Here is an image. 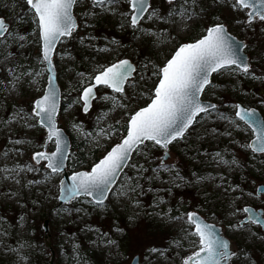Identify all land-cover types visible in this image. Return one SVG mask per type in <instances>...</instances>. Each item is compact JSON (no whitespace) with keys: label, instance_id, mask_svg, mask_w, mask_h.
Here are the masks:
<instances>
[{"label":"rangeland","instance_id":"1","mask_svg":"<svg viewBox=\"0 0 264 264\" xmlns=\"http://www.w3.org/2000/svg\"><path fill=\"white\" fill-rule=\"evenodd\" d=\"M231 2L203 0L204 12L186 22L177 18L174 25L142 21V27L149 31L167 33L160 38L142 35L128 26L119 14L128 13L123 0L117 12L92 9L91 0H83L74 7L78 27L70 38L61 39L53 57L63 96L57 124L67 133L71 144L66 165L69 174L90 170L120 142L130 110H138L151 101L158 81L152 72L181 43L201 37L206 27L223 23L232 35L244 41L248 62L258 69L250 66L248 74L239 70L213 73L211 86L205 88L201 99L214 103L217 109L210 116L197 117L190 134L171 143L166 156L152 142H146L144 155L132 154L130 162L147 169L139 177L143 192L134 199L115 194L128 176L137 177L134 169L126 167L103 206H95L89 197H79L56 207L63 172L50 175L42 166L45 161L36 164L31 159L34 152L43 150L45 129L38 124L31 128L22 126V122L6 123L19 110L30 115L34 99L43 94L36 89L46 85L36 24L26 0H0V17L9 23L11 32L6 38L7 47L0 44V233H4L0 235V264H47L50 250L44 244L42 230L46 218L53 264H130L134 256L139 257L138 264H181L182 258L193 251L192 245L181 239L183 229L189 228L188 212L198 213L222 228L238 253L234 264H264L261 226L248 222L243 228L232 227L246 217L243 211L233 215L236 209H261L264 217V194L256 195V188L264 184V154H255L247 147L253 133L235 117L234 108L235 104L254 107L264 119V24L246 26L245 11H234ZM151 4L162 10L168 7L165 0H151ZM89 10L92 14H88ZM18 35L25 40L14 39ZM112 40L117 43H111ZM101 48L108 51H97ZM9 53L10 57L5 59ZM119 59H130L136 64L137 80L140 75L145 77L135 90L128 89L135 97L129 108L111 110V102L99 97L116 94L101 87L91 109L82 112L79 73L91 78L96 70ZM36 72L41 75H28ZM101 114L106 115L98 124ZM220 114L232 119L233 124L221 119ZM110 125L118 129L111 132L110 138L98 135L100 128L108 129ZM17 139L23 143L15 144ZM54 148V141H49L46 151L52 152ZM216 153L221 154L222 161ZM161 159L168 166L175 165L179 177L165 171L159 179H153L152 169L157 168ZM28 167L38 170L27 171ZM5 169H15L19 175L12 172L14 178L5 179L10 175ZM176 240L183 246L177 247L173 243ZM152 248L164 254L152 253Z\"/></svg>","mask_w":264,"mask_h":264},{"label":"snow or ice","instance_id":"2","mask_svg":"<svg viewBox=\"0 0 264 264\" xmlns=\"http://www.w3.org/2000/svg\"><path fill=\"white\" fill-rule=\"evenodd\" d=\"M82 2L83 0H26V5L32 12L33 22L36 24L38 40L42 42L41 62L47 66L49 72L53 68V61L49 54L62 38H70L77 29L73 8ZM215 2L218 3L219 0H215ZM120 3L121 0H91V7L92 9L99 7L106 12H117ZM123 3L127 5L128 13L120 12L119 14L123 20L128 21V26L142 35L157 36V38L167 35V33L149 31L142 27V21L147 19L153 23L162 22L165 25H174L177 23V18L186 22L205 11L203 0H166L168 5L166 10L155 7L149 0H123ZM230 7L234 11H245L244 23L246 26L251 27L257 22L264 24V0H232ZM88 14H92L91 10ZM237 22L239 23V21ZM121 27H124V24H121ZM8 36H11L10 29L5 21L0 19V44H3L5 48ZM14 39L24 41L25 37L18 35ZM111 43L116 44L117 41L112 40ZM243 47L220 22L206 27L205 33L195 42L181 43L171 58L152 72V75L158 79V83L152 90L151 102L145 107H139L138 110H130L126 136L121 142L112 146L103 158L91 167L90 171L75 172L71 176V185L63 189L61 198L71 200L79 197H91L95 206H103L104 200L113 191L118 174L125 167L134 169L137 177L128 176L115 194L117 197L131 200L142 193L143 188L139 177L147 169L137 163H131L132 154L144 155V149L147 148L146 142H152L153 145L167 150L171 143L183 140L190 134L189 130L194 128L197 117L201 114L210 116L217 109V105L205 104L201 100L205 88L211 86L210 76L213 73L231 70H239L248 74L250 71L249 62L240 54ZM97 51L105 52L108 49L101 48ZM10 55L9 53L5 56V59H8ZM144 68L147 69L148 65L145 64ZM136 73L137 68L128 59H119L96 70V74L91 78H85L84 73H79L81 80L78 83L81 85L82 92L80 99L83 100L84 112L87 113L91 101L97 99L94 89H97L98 86L110 89L113 94H116L99 97L101 100L111 102V110H115L117 107L128 109L135 99L129 94L128 89L135 90L139 85V80L145 79L143 75H140L137 80L134 75ZM28 75L39 77L41 73H28ZM36 91H42L43 94L34 99L30 115L19 110L6 123L22 122V126L31 128H35L38 124L47 129V140L54 141L55 151H37L33 153L31 159L36 164L45 161L46 163L42 166L49 171L50 175H55L64 170L65 161L69 159V155L64 133L57 126L58 91L53 83V77L49 75L47 87L37 88ZM234 108L235 117L243 121L255 134V139L247 147L254 153H264V120L258 117L255 109L245 108L241 104H235ZM104 115L106 114L97 117L98 124ZM220 118L226 120L230 125L233 124L232 119L223 114H220ZM117 123L119 122L117 121ZM73 127L80 131L77 125H73ZM235 127L238 129L239 125L237 124ZM117 130L114 125H110L108 129L100 128L98 135L110 138L111 132ZM228 134L231 135L230 132ZM14 143L20 144L23 141L17 139ZM216 156L221 157V161L223 160L220 153H216ZM232 163H236V161L233 160ZM23 170L20 169V171ZM37 170L34 167L27 168V171ZM4 171H8L10 174L5 179L14 178L11 177V173L16 172L15 169H5ZM152 171L155 174L153 179H159L160 174L165 171L179 177V173L175 172V165L168 166L163 159ZM16 175L18 176L19 172H16ZM15 182L19 183V180L16 179ZM260 194L261 190L256 189V195ZM159 202L163 203L162 200ZM76 210L80 211V209ZM239 211H243L247 217L232 227L243 228L244 224L248 222L264 227V217L258 216L252 208L236 209L232 214L236 215ZM180 218L176 217V219ZM186 223L189 228L183 229L184 235L181 239L187 240L192 245L193 251L190 255L182 258L181 264H234V258H239L229 240L221 235L220 230L214 224L205 222L195 212L186 214ZM3 234L0 233V235ZM173 243L177 247L183 246L180 240ZM10 250L17 251L16 249ZM150 252L158 253L159 249L152 248ZM159 254L163 255L164 253L159 252Z\"/></svg>","mask_w":264,"mask_h":264},{"label":"water","instance_id":"3","mask_svg":"<svg viewBox=\"0 0 264 264\" xmlns=\"http://www.w3.org/2000/svg\"><path fill=\"white\" fill-rule=\"evenodd\" d=\"M74 15V14H73ZM75 18V17H74ZM0 19H3L4 21H5V19L4 18H2V17H0ZM5 24L9 27V23L8 22H6L5 21ZM227 29V28H226ZM228 31V30H227ZM229 33V32H228ZM230 34V33H229ZM231 36H233L232 34H230ZM234 38H235V40L237 41V42H239L240 44H242L243 46H244V42L243 41H241V40H239V39H237L235 36H233ZM195 42V41H194ZM59 43V42H58ZM58 43L56 44V46H55V48L52 50V52H50V56H51V58H52V61H53V55H54V53H55V50H56V48H57V45H58ZM40 44H41V48H40V52H41V57H42V42H40ZM244 48V47H243ZM241 55H243L246 59H247V61H248V57H247V55L244 53V51H242L241 53H240ZM171 58V57H170ZM45 70H46V73H47V76H46V85H45V88L47 87V84H48V76L49 75H51L52 77H53V83L56 85V87H57V91H58V113H59V110H60V108H61V104H62V94H61V90H60V87H59V84H58V81H57V73H56V68H55V65H54V62H53V68H52V70H51V72H49V70H48V68H47V66L45 65ZM210 79H211V76H210ZM158 83V82H157ZM94 91H95V89H94ZM202 96V95H201ZM202 100V99H201ZM81 101L83 102V100L81 99ZM205 104H214V103H212V102H209V101H205V100H202ZM151 102V101H150ZM149 102V103H150ZM148 103V104H149ZM91 104H92V101H91ZM147 106V105H146ZM244 107V106H243ZM90 108H91V106H90ZM89 108V109H90ZM245 108H247V107H245ZM250 108H252V109H255L256 110V112H257V115H258V117L260 118V119H262V120H264L263 119V116H262V114L260 113V111L258 110V109H256V108H254V107H250ZM82 111L84 112V110H83V106H82ZM85 113V112H84ZM57 126H58V124H57ZM45 129V131H46V139H45V141H44V146H43V150L42 151H46V146H47V144H48V140H47V129L46 128H44ZM62 131H63V133H64V139L66 140V142H67V152H68V155H69V153H70V139H69V136L67 135V133L62 129V128H60ZM251 129V128H250ZM251 131H252V129H251ZM252 133H253V131H252ZM126 134H127V132H126ZM126 134L124 135V136H126ZM124 136L122 137V139L124 138ZM121 139V140H122ZM255 139V134L253 133V137H252V139L250 140V143L253 141ZM121 140H120V142H121ZM249 143V144H250ZM114 146V145H113ZM111 149V148H110ZM109 149V150H110ZM108 150V151H109ZM164 150V149H163ZM53 151H55V148H54V150ZM107 153V152H106ZM105 153V154H106ZM104 154V155H105ZM164 154H165V156H166V154H167V150H164ZM256 154H263V153H256ZM103 158V157H102ZM101 159V158H100ZM99 159V160H100ZM99 160L96 162V163H98L99 162ZM34 161V160H33ZM67 162H68V160H66L65 161V168H64V170L62 171L63 172V175H62V177L60 178V181H59V194H58V204L56 205V207H58V206H60V205H62V204H66V203H69L71 200H65V199H62L61 198V193H62V191H63V189L64 188H66V187H68V186H70L71 185V183H72V181H71V176L75 173V172H77V171H75V172H72V173H68L67 171H66V164H67ZM34 163H36L35 161H34ZM95 164V163H94ZM93 164V165H94ZM92 165V166H93ZM125 169V168H124ZM124 169H123V171H124ZM91 170V169H90ZM90 170H78V171H90ZM122 171V172H123ZM121 172V173H122ZM121 173H119L118 174V178H119V176L121 175ZM118 178H117V180H118ZM117 182V181H116ZM116 184V183H115ZM114 184V185H115ZM113 185V186H114ZM256 189H260L261 190V194H264V184H262V185H259ZM110 194V193H109ZM109 194H108V196H109ZM260 194V195H261ZM107 196V197H108ZM89 198H91V197H89ZM92 200H93V198H91ZM94 201V200H93ZM246 207H250V206H246ZM250 208H252V207H250ZM253 209V211L254 212H256V214L258 215V216H260V217H262V210L261 209H257V210H255L254 208H252ZM197 215H199L203 220H205V222H207V223H209V224H214V223H211V222H208L206 219H204L200 214H198L197 213ZM246 217H247V214H246ZM246 217L243 219V220H245L246 219ZM215 225V224H214ZM219 230H220V233H221V235L222 236H224L223 234H222V229H221V227L220 226H217V225H215ZM260 226V225H259ZM263 230H264V227H261ZM42 230H43V233H44V244H45V246L46 247H48L49 248V250H50V258H49V260H48V263L47 264H53V260H54V252H53V250L50 248V244H49V239H50V230H49V220H48V218H46V219H44V221H43V224H42ZM224 238L225 239H227V240H229L228 238H226V236H224ZM229 242H230V240H229ZM138 260H139V258H138V256H134L133 257V259H132V261H131V263L130 264H138Z\"/></svg>","mask_w":264,"mask_h":264},{"label":"flooded vegetation","instance_id":"4","mask_svg":"<svg viewBox=\"0 0 264 264\" xmlns=\"http://www.w3.org/2000/svg\"><path fill=\"white\" fill-rule=\"evenodd\" d=\"M149 2L151 3V0H149ZM165 2H166V0H165ZM126 9H127V8H126ZM127 11H128V9H127ZM73 14H74V8H73ZM74 17H75V15H74ZM75 19H76V17H75ZM258 23H259V22H258ZM259 24H261V23H259ZM226 28H227V27H226ZM227 30H228V29H227ZM228 32H229V31H228ZM204 33H205V32H204ZM229 33H230V32H229ZM230 34H231V33H230ZM202 35H203V34H202ZM202 35H201V36H202ZM233 36H234V35H233ZM235 37H236L237 39H239L237 36H235ZM199 38H200V37H199ZM195 40H196V39H195ZM195 40L188 41V42H183V43H192V42H194ZM239 40H241V39H239ZM241 41H243V40H241ZM243 42H244V41H243ZM58 44H59V43H58ZM244 46H245V43H244ZM55 51H56V50H55ZM243 51H244V53L246 54L244 48H243ZM173 53H174V52H173ZM54 54H55V53H54ZM246 55H247V54H246ZM53 57H54V55H53ZM170 57H171V56H170ZM170 57H169V58H170ZM247 57H248V55H247ZM128 60H130V59H128ZM130 61H131V62L133 63V65L136 67V64H135L132 60H130ZM53 62H54V61H53ZM54 65H55V64H54ZM249 65H250V66H255V65L250 64V62H249ZM55 68H56V66H55ZM56 73H57V70H56ZM211 76H212V75H211ZM57 81H58V80H57ZM157 82H158V81H157ZM101 87H103V86H98L97 89H95L96 95H97V90H98L99 88H101ZM61 94H62V93H61ZM81 94H82V92H81ZM61 96H62V95H61ZM80 96H81V95H80ZM62 101H63V96H62ZM93 101H94V100H93ZM93 101H92V103H93ZM82 103H83V102H82ZM61 106H62V104H61ZM82 106H83V105H82ZM91 107H92V104H91ZM90 109H91V108H90ZM90 109H89V110H90ZM59 111H60V110H59ZM126 132H127V131H126ZM126 132H125V134H126ZM125 134H124V135H125ZM124 135H123V136H124ZM253 153H254V152H253ZM69 154H70V153H69ZM255 154H256V153H255ZM99 159H100V158H99ZM99 159H98V160H99ZM98 160H97V161H98ZM67 163H68V162H67ZM95 163H96V162H95ZM66 165H67V164H66ZM125 168H126V167H125ZM124 170H125V169H124ZM123 172H124V171H123ZM123 172H122V173H123ZM122 173H121V174H122ZM252 208H253V207H252ZM221 229H222V228H221ZM222 234H223V230H222Z\"/></svg>","mask_w":264,"mask_h":264},{"label":"trees","instance_id":"5","mask_svg":"<svg viewBox=\"0 0 264 264\" xmlns=\"http://www.w3.org/2000/svg\"><path fill=\"white\" fill-rule=\"evenodd\" d=\"M24 7H26V5L24 6ZM255 67V66H254ZM256 69H258L257 67H255ZM254 69V68H253ZM125 132H126V126H124L123 127V135L125 134Z\"/></svg>","mask_w":264,"mask_h":264}]
</instances>
